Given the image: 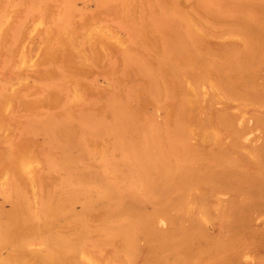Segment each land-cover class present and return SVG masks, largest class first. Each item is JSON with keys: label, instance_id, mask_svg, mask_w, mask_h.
<instances>
[{"label": "rangeland", "instance_id": "1", "mask_svg": "<svg viewBox=\"0 0 264 264\" xmlns=\"http://www.w3.org/2000/svg\"><path fill=\"white\" fill-rule=\"evenodd\" d=\"M0 264H264V0H0Z\"/></svg>", "mask_w": 264, "mask_h": 264}]
</instances>
